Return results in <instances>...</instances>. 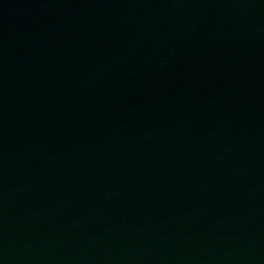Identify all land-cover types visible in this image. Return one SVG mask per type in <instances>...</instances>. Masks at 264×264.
<instances>
[{
  "label": "water",
  "instance_id": "obj_1",
  "mask_svg": "<svg viewBox=\"0 0 264 264\" xmlns=\"http://www.w3.org/2000/svg\"><path fill=\"white\" fill-rule=\"evenodd\" d=\"M0 264H264V0L1 21Z\"/></svg>",
  "mask_w": 264,
  "mask_h": 264
}]
</instances>
